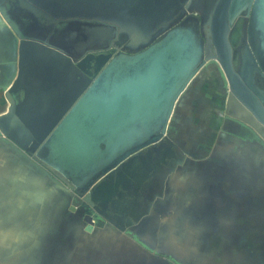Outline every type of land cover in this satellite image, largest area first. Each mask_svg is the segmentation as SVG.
Returning <instances> with one entry per match:
<instances>
[{"label":"water","instance_id":"1","mask_svg":"<svg viewBox=\"0 0 264 264\" xmlns=\"http://www.w3.org/2000/svg\"><path fill=\"white\" fill-rule=\"evenodd\" d=\"M190 2L0 0L1 46L9 66L17 63L0 134L62 178L75 204L102 214L103 203L109 210L138 193L134 178H148L157 156L168 154L174 104L209 60L226 78L227 106L231 99L244 106L252 119L238 118L262 134L264 92L254 76H264V0H216L206 22L211 55L198 16L188 13L171 26ZM244 15L241 43L233 48L240 65L235 71L229 40ZM121 34L128 45L144 48L118 49ZM43 63L52 76L40 77L46 98L34 106L37 98L22 97L27 91L21 85L29 66Z\"/></svg>","mask_w":264,"mask_h":264},{"label":"rangeland","instance_id":"2","mask_svg":"<svg viewBox=\"0 0 264 264\" xmlns=\"http://www.w3.org/2000/svg\"><path fill=\"white\" fill-rule=\"evenodd\" d=\"M215 2L191 0L171 23L198 16L207 55L214 53L206 22ZM115 44L126 52L145 46L128 45L125 34ZM228 95L219 64L207 61L174 104L168 154L157 156L148 178L145 167L134 178L138 193L116 202L131 220L98 211L83 217L74 201L68 205L62 178L0 135V264H251L235 226L248 219L209 214L219 193L225 199L242 190L241 176L264 162V127L260 134L247 125L252 115L234 99L228 107Z\"/></svg>","mask_w":264,"mask_h":264},{"label":"crops","instance_id":"3","mask_svg":"<svg viewBox=\"0 0 264 264\" xmlns=\"http://www.w3.org/2000/svg\"><path fill=\"white\" fill-rule=\"evenodd\" d=\"M5 58L6 54L0 42V116L7 113L9 109L10 105L5 92L14 81L17 72V63L15 68H11ZM45 65L46 63L37 67L29 66L26 75L27 81L21 85V90L27 91V94H21L22 97L25 96L28 101H31L32 97L37 98L33 104L34 106L42 105V100L46 98L40 94L39 85L42 84H37L40 77L52 76L49 73L51 71L50 66ZM32 81H34L35 86H30ZM18 132L22 133L21 131ZM261 163H254L255 167L248 171L251 173L250 177L244 178L241 176L238 183H240V187H243L242 190H231L225 199H222L225 195L219 193L217 195L219 199L214 200L218 201V204L215 202L209 210L210 216L220 213V218L223 219H232L233 215H235V219H243L244 221L246 218L248 219L246 226L239 227L236 222L235 226H237L236 230L239 236L237 241L248 250L246 259L250 263L252 262L251 264H264V162ZM244 187L248 191L247 193L244 192ZM125 217L132 218L133 214H125Z\"/></svg>","mask_w":264,"mask_h":264},{"label":"flooded vegetation","instance_id":"4","mask_svg":"<svg viewBox=\"0 0 264 264\" xmlns=\"http://www.w3.org/2000/svg\"><path fill=\"white\" fill-rule=\"evenodd\" d=\"M248 18H249L248 15H244L235 21V23L233 25V28H235V30L233 31L231 38L229 40V47L232 48L231 49L232 65L235 68V71H237V69L240 68V65H239V59L237 58L238 53H234L233 48L240 45L241 35H243V28L245 26L246 21L248 22V20H247ZM82 20H84V19H82ZM260 70L264 74V68H261ZM238 78H239V82L242 83V80L240 79L239 76H238ZM254 79L258 82L259 87L262 88L263 92H264V76H261V75L255 73ZM68 198H69L68 199V205L74 206L73 205V199H71L69 196H68ZM114 205H117V203H115ZM75 206H77L78 208L81 209V211L83 212V217H86L87 219H89V217H91V216H92V218L94 217L92 215V212H97V211L93 210L92 208H85V207L80 206V205H75ZM109 207L111 209L110 208H109V210L106 209L105 204L103 203V205L100 206V210H101V212L107 214L110 217L122 218L124 220H126V219L131 220L132 219L130 217L126 218L125 213H122V210H119L115 206L111 207L109 204Z\"/></svg>","mask_w":264,"mask_h":264}]
</instances>
